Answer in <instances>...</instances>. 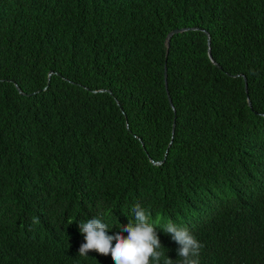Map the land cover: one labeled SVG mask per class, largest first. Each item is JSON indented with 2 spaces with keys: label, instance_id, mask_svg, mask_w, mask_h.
<instances>
[{
  "label": "trees",
  "instance_id": "1",
  "mask_svg": "<svg viewBox=\"0 0 264 264\" xmlns=\"http://www.w3.org/2000/svg\"><path fill=\"white\" fill-rule=\"evenodd\" d=\"M136 203L151 264H181L167 223L264 264V0H0V264H115L79 223Z\"/></svg>",
  "mask_w": 264,
  "mask_h": 264
},
{
  "label": "clouds",
  "instance_id": "2",
  "mask_svg": "<svg viewBox=\"0 0 264 264\" xmlns=\"http://www.w3.org/2000/svg\"><path fill=\"white\" fill-rule=\"evenodd\" d=\"M134 222L115 234H109L108 225L99 218H91L86 223H79L84 234L85 243L79 249L80 256H87L90 251L102 255L111 254L115 264H151L159 262L161 242L156 228L150 220V215L139 203L132 209ZM165 233L171 234L172 240L178 245V256L181 264H198V257L203 245L190 233L187 228L174 223H167L163 227ZM126 232L125 237L122 233ZM115 241V244H113Z\"/></svg>",
  "mask_w": 264,
  "mask_h": 264
},
{
  "label": "water",
  "instance_id": "3",
  "mask_svg": "<svg viewBox=\"0 0 264 264\" xmlns=\"http://www.w3.org/2000/svg\"><path fill=\"white\" fill-rule=\"evenodd\" d=\"M195 30H197V29H195V28H184V29H178V30H174V31L170 32L169 35L167 36V39H166V46H167V49L169 50V48H170V44H171V40H172V38H173L175 35L180 34V33H184V32H187V31H195ZM205 34H207V33L205 32ZM207 44L209 45V38H207ZM208 58L210 59V61L212 62L213 65H215V66H217L218 68H220V67H219V66L213 61L212 56H211V53H210V49H209V48H208ZM167 73H168V68H167V64H166V65H165V83H166V87L168 88V81H167L168 74H167ZM53 74H54V73H50L49 78H52ZM245 80H246V78H245ZM15 88L17 89L18 94H19L20 96H22V97L25 96V95L22 93V91L20 90V88H19L17 85H15ZM246 90L248 91V84H247V81H246ZM168 95H169V101H170V103H171V105H172V108L175 110L174 105H173V103H172V99H171L170 94H169V90H168ZM118 104H119V103H118ZM249 105H250V107H252V105H251L250 102H249ZM175 127H176V125L174 124V126H173V132L175 131ZM153 162H154L155 164H161L163 161H161V162H156V161L153 160Z\"/></svg>",
  "mask_w": 264,
  "mask_h": 264
}]
</instances>
